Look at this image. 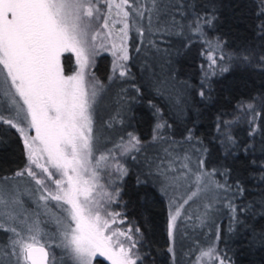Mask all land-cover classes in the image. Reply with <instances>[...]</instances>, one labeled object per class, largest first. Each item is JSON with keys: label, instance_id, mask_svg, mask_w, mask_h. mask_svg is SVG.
<instances>
[{"label": "snow or ice", "instance_id": "snow-or-ice-1", "mask_svg": "<svg viewBox=\"0 0 264 264\" xmlns=\"http://www.w3.org/2000/svg\"><path fill=\"white\" fill-rule=\"evenodd\" d=\"M258 7L256 35L261 44L228 54L225 42L209 39L205 30L214 27L215 8L200 12L188 0H0V128L15 130L25 157L22 168L0 176V233L5 237L0 264H57L55 249L71 264H150L141 228L116 210L125 203L123 181L129 175L120 158L137 160L136 154L149 146L156 152L143 160L148 176L167 198L172 264H177V246L185 235L182 225L186 229L195 220L199 224L191 226H205L213 212L225 208L231 232L233 224L241 223L240 213L255 215L254 206L264 209V196L239 207L236 200L245 189L239 182L228 183L227 168L206 167L208 149L192 129L182 141L173 139L168 134L172 126L151 101L157 123L150 142L128 131L108 147L104 130L124 125V113L120 109L108 119L100 116L109 85L135 79L133 63L154 78L162 94L174 78L166 71L171 58L194 40L204 45L201 55L207 62L201 65V99L209 98L211 77L228 71L222 63L226 58L264 66V0ZM104 53L112 57L108 84L91 71ZM66 54L75 58L71 74L65 68ZM157 65L159 73L154 71ZM131 87L140 94L136 84ZM175 103L182 113L186 99L181 96ZM237 108L250 117L249 135H254L261 127L257 121L264 123V100L259 106L254 100L241 101ZM238 120L218 118L216 124L227 155L239 148L230 131ZM260 167L264 172V165ZM260 180L264 183V175ZM24 195L33 200L35 211L24 206ZM260 216L264 218V211ZM47 223L55 229L45 231L42 224ZM208 226L214 229L212 236L203 244L195 241L184 253L192 257L188 264H233L217 246L220 226L215 221Z\"/></svg>", "mask_w": 264, "mask_h": 264}, {"label": "trees", "instance_id": "trees-1", "mask_svg": "<svg viewBox=\"0 0 264 264\" xmlns=\"http://www.w3.org/2000/svg\"><path fill=\"white\" fill-rule=\"evenodd\" d=\"M188 2L194 3L197 6L196 10L200 12L205 11L206 6L209 12L215 8L217 19L214 27L205 30L209 39L221 38L225 42V53H235L246 47L258 48L261 44L256 35L257 24L260 22L256 15L260 0H188ZM175 47H180L179 42H175ZM203 47L201 42L194 40L189 48L181 50L179 56L173 55L166 71H170L174 78L169 81L167 89L162 94L157 93L153 84L154 78L150 77L148 72H142L139 63H133L131 71L135 79L110 84V91L104 102L105 110L100 112V116L108 119L114 111L122 109L125 124L116 125L114 130H104L103 134L105 136L110 134L112 137L107 141V146L112 145L111 140H118L120 135L128 131L134 132L143 141L150 142L153 128L157 123L155 110L149 106L151 101L161 109L163 120L172 126L168 129V134L173 139L182 141L187 134L186 130L192 129L194 135L208 149L205 156L206 167L221 171L225 168L229 170L228 183L236 185L239 182L245 189L243 196L236 200L239 207H244L253 201L259 202L264 196V183L260 180L261 175H264L260 167L264 165V123L258 120L257 124L261 127L254 135H249L250 126L247 121L250 117L238 110L237 105L241 101L254 100L259 106L264 100V66L255 63L247 65L235 58L232 60L226 58L222 63L228 71L211 77V88L206 89L209 98L201 99L197 95L203 76L201 65L207 63L201 55ZM74 62V56L66 54L65 68L69 74L74 70ZM110 67V55L99 56L95 73L105 84L109 83L107 77ZM154 71L160 72L159 65ZM185 82L189 85L186 90ZM133 83L141 89L140 94L131 87ZM122 88L127 89V92H121ZM181 96L187 101L183 105L182 113L175 103ZM218 118L220 120L239 118L230 128L239 145L238 149L233 150L232 155H227L221 147L222 136L216 129ZM155 152L156 147L149 146L147 152L136 154L137 160L124 158L129 175L123 181L125 203L122 207L128 220L139 226L144 234V250L149 253L150 264H172V258L167 251L169 246L166 232L167 198L159 190V185L148 176L147 165L143 160L144 155L151 156ZM24 164V149L18 134L6 126L0 128V176L10 175ZM138 176L143 183L137 184ZM261 211L264 209L254 206L255 215L249 212L240 213L241 223L233 224L234 230L231 232L228 230L230 224L228 210L221 208L215 212V223L220 224L221 232V239L216 242L217 246L227 252L233 264H264V240L261 239L264 234V218L260 216ZM192 223L199 224L194 220L186 229L182 225L185 235L181 244L177 246V264H188L192 257L184 253L188 252L190 247H194L197 240L203 244L214 231L208 226L211 221H208L204 228L193 227ZM4 239V234L0 233V242Z\"/></svg>", "mask_w": 264, "mask_h": 264}, {"label": "rangeland", "instance_id": "rangeland-1", "mask_svg": "<svg viewBox=\"0 0 264 264\" xmlns=\"http://www.w3.org/2000/svg\"><path fill=\"white\" fill-rule=\"evenodd\" d=\"M104 54H108L110 55L109 53H104ZM111 57V55H110ZM99 57L96 58V62H95V65L94 67H92L91 71L95 74L96 76V73H95V67H96V64H97V59ZM75 60V58H74ZM111 62H112V57H111ZM74 65H75V62H74ZM76 65L74 66V69H75ZM97 77V76H96ZM110 139H112L111 135L109 134L108 136H106ZM112 145H109L108 147H111ZM124 158L125 157H122L120 158L121 159V162L124 164ZM22 200L24 202V206L27 208L28 211H35L36 210V205L35 203L33 202V200L31 198H29L27 195H24L22 196ZM113 207H116L115 205H113ZM219 207V206H218ZM221 209V208H220ZM117 211H123L124 212V208L122 207V205H120V207L116 208ZM52 212L55 213V214H59V210L58 209H55L53 208L52 209ZM125 213V212H124ZM215 212L212 214L211 216V219L209 220V222L211 221H215ZM221 214V212H220ZM218 215V213H217ZM43 220L47 221L48 220V217L47 216H43L42 217ZM220 225V224H218ZM42 227L44 228L45 231L47 232H51L53 229H55L56 225L54 223H47V224H42ZM200 228H204L205 226H198ZM55 252H56V256H57V261L59 262V264H71V262L69 260H67V258L65 256H63L62 254V251L61 249H55ZM100 259H103V258H100ZM105 263L108 264V262L105 261Z\"/></svg>", "mask_w": 264, "mask_h": 264}]
</instances>
